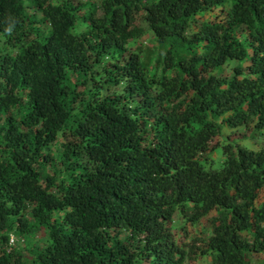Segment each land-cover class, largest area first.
Masks as SVG:
<instances>
[{"label": "trees", "instance_id": "obj_1", "mask_svg": "<svg viewBox=\"0 0 264 264\" xmlns=\"http://www.w3.org/2000/svg\"><path fill=\"white\" fill-rule=\"evenodd\" d=\"M26 1L0 0V264L264 258V0ZM247 126L258 150L212 145Z\"/></svg>", "mask_w": 264, "mask_h": 264}, {"label": "rangeland", "instance_id": "obj_2", "mask_svg": "<svg viewBox=\"0 0 264 264\" xmlns=\"http://www.w3.org/2000/svg\"><path fill=\"white\" fill-rule=\"evenodd\" d=\"M80 1H91V0H80ZM23 2L25 5H27L26 0H23ZM146 42H148V40ZM144 44H145V41L143 42V45ZM214 73L218 74L216 71ZM229 73H230L229 70L224 68L223 70H221L219 75L220 76H227ZM82 89H83V87L79 88V90H82ZM240 135H244L247 138L240 139V138H238ZM250 136H251V138H250ZM224 140H226V141L233 140V142H236L238 145L246 148L247 150H252V151L258 150L263 145V140L261 139V137L259 136V134L256 131L252 130L251 126H247L245 128H239V129H236L235 131L229 130L227 127H223L221 130V137L217 136L216 138H214L212 145L218 144L219 142H223ZM61 148L62 147L60 145V141L57 138L56 142L50 148V154L55 157ZM214 151H215V153H214V156L212 157L211 167L212 168H218L221 161H222L221 148L216 147ZM52 169L57 172L58 171L57 164H55V166H53ZM45 173L47 175H50L52 173L50 165L46 166ZM59 175H60V173H59ZM177 218H178V216H176L175 220ZM201 224H203V222H201ZM175 225L179 226L180 222L179 221L176 222ZM172 232H174L173 228H172ZM175 232H177V230ZM188 232H189V236L187 239V243L190 244L191 242H193V241H191L193 239L190 237V235L196 236L197 232H196L195 228H193V231H190V228H189ZM199 233H201V237H202L203 230L200 229ZM41 237H42V234L39 232L37 234V238H41ZM37 243H38V241H37ZM193 244L199 248L202 246L200 241H194ZM197 252H198V250H197ZM26 256L28 257L29 260L33 259V255L31 253H29V254L27 253ZM210 262H211V260L209 257L204 256L202 258V257H199L198 253H196V255H194L192 253H188L184 264H210ZM246 264H264V258L261 257V255H254L251 257L248 256Z\"/></svg>", "mask_w": 264, "mask_h": 264}, {"label": "clouds", "instance_id": "obj_3", "mask_svg": "<svg viewBox=\"0 0 264 264\" xmlns=\"http://www.w3.org/2000/svg\"><path fill=\"white\" fill-rule=\"evenodd\" d=\"M7 31L10 33L11 32V28L7 29Z\"/></svg>", "mask_w": 264, "mask_h": 264}]
</instances>
